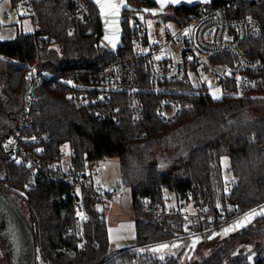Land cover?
I'll list each match as a JSON object with an SVG mask.
<instances>
[{
	"label": "trees",
	"instance_id": "16d2710c",
	"mask_svg": "<svg viewBox=\"0 0 264 264\" xmlns=\"http://www.w3.org/2000/svg\"><path fill=\"white\" fill-rule=\"evenodd\" d=\"M11 1L14 6L26 2ZM85 1L92 9L88 24L71 19L65 0L34 3L40 37L55 41L45 44L40 56L31 32L0 40V185L33 228L36 264H264V98L250 92L214 99L206 94V86L180 80L169 85L182 90L177 97L183 110L172 122L158 118V98L150 92L142 93L145 116L137 123L132 121L124 92L114 93L108 102L75 108L67 93L77 87L68 82L50 86L53 76L74 77L77 85L83 84L105 65L129 58L130 20L140 19L135 11L124 12L125 47L114 51L99 42L100 12ZM129 2L145 8L157 4ZM244 6V13L251 12L263 22V31L254 40L255 56L264 58V13L257 15L248 9L252 5ZM166 8L177 14L189 12L185 6ZM35 63L37 75L46 79L31 126V131L44 136L42 162L64 145L74 149L70 162L81 170H95L98 162L117 158L122 186L131 196L136 226L132 246L116 249L110 241L104 208L114 203L100 207L88 196V217L81 221L75 206L78 195L72 194L62 175L47 176L28 188L35 167L4 155L7 139L25 118L31 88L27 73ZM226 166L236 178L231 186L225 179ZM200 196L209 198L210 212L221 208L225 220L218 217L211 223L208 215L189 214L187 205L192 202L195 207ZM145 198L153 201L149 211L143 210ZM169 205L174 206L173 213L166 212ZM79 237L84 238V246H79ZM194 238H199L195 247ZM212 240L216 244L209 246ZM173 242L179 245L172 250L154 249ZM252 253L256 254L253 261Z\"/></svg>",
	"mask_w": 264,
	"mask_h": 264
},
{
	"label": "built area",
	"instance_id": "2783aa9c",
	"mask_svg": "<svg viewBox=\"0 0 264 264\" xmlns=\"http://www.w3.org/2000/svg\"><path fill=\"white\" fill-rule=\"evenodd\" d=\"M36 1L26 0L24 6L33 11L31 33L37 55L40 56L44 45H54L55 41L40 37L39 15L34 6ZM65 1L70 4L69 15L74 22H90L92 9L88 2ZM245 4L252 5L254 8L249 6L248 9L255 11L257 15L264 13V0H217L197 4L189 8L186 14H177L166 8L156 15L159 19L152 28L141 19H133L129 25L132 37V55L129 58L105 65L83 84L77 85L74 77L67 79L63 75H55L50 86H56L60 82L74 84L77 88L67 93V99L75 108L108 102L112 100L114 93L124 92L129 98L134 123L145 116L143 92H150L158 98L156 113L159 119L164 122L175 120L183 110L177 97L182 90L169 85L180 80L194 85L192 75L198 77V86L208 88L216 82L226 94L258 92L264 98V58L255 56L254 40L262 33L263 22L251 12L244 13L247 10ZM167 18L174 20L175 29H171ZM74 30L75 25L70 28V32ZM27 76L31 88L27 96L25 118L7 139L4 155L35 167L32 179L27 183L28 188H34L47 176L62 175L71 186L72 194L78 195L75 206L80 210V220L84 221L88 217V196L95 200L96 205L104 207L115 203L120 195L116 190L106 188L96 170H81L72 164L70 159L76 153L68 145L62 146L50 160L42 162L41 145L44 136L31 131V126L40 98L39 90L46 79L37 75V63L30 66ZM117 122H120L119 118ZM235 183L236 178L233 176L227 180L228 186ZM67 196L64 195L65 198ZM177 201L184 204L180 195L177 196ZM152 205L153 201L145 198L143 210L149 211ZM210 209L209 198H197L196 213L208 215L211 223H215L218 217L225 220L226 215L221 208L218 209L219 212H210ZM166 212L173 213L174 206L169 205ZM78 243L79 246H84V238L79 237Z\"/></svg>",
	"mask_w": 264,
	"mask_h": 264
},
{
	"label": "water",
	"instance_id": "95a60500",
	"mask_svg": "<svg viewBox=\"0 0 264 264\" xmlns=\"http://www.w3.org/2000/svg\"><path fill=\"white\" fill-rule=\"evenodd\" d=\"M99 10L102 31L98 36L104 40L114 51L125 47V32L123 23L125 11L145 12L146 14H161L167 6L194 7L202 2L213 0H181L173 3L172 0H149L155 4V8L135 6L129 0H90ZM101 4L117 5L116 8L105 7L101 11ZM199 238H194L191 245L195 247ZM0 245L6 264H36L37 254L33 237V228L24 213L11 201L0 186ZM179 245L178 242L164 243L154 247L157 252H166ZM166 246V247H165Z\"/></svg>",
	"mask_w": 264,
	"mask_h": 264
},
{
	"label": "rangeland",
	"instance_id": "374dc122",
	"mask_svg": "<svg viewBox=\"0 0 264 264\" xmlns=\"http://www.w3.org/2000/svg\"><path fill=\"white\" fill-rule=\"evenodd\" d=\"M33 11L30 7L24 5L14 6L11 0H0V40H10L16 37L19 32H32L33 22H32ZM136 15L147 23L150 28L152 25L156 23L159 19L155 14H144L142 12H136ZM132 19L130 20V24H132ZM173 19L167 18V22L171 29H175V24L173 23ZM129 24V25H130ZM102 45H107L104 40H100ZM192 81L195 86L199 85V79L196 76L192 75ZM206 94L210 95L214 99H220L226 93L223 91L222 87L218 83H213L205 90ZM225 161H227L225 159ZM225 179H229L232 176V173L228 170V167H225ZM95 170L99 173L100 177L103 179L106 188L116 190L120 195L116 201V206L114 209L113 216H110L108 213L107 220L108 225H118L120 222L124 220H133V209L130 207V191L128 189H124L120 180V171H119V161L117 158H108L98 162L95 165ZM171 201L170 204L175 203V195L173 193H169ZM115 205V204H113ZM105 207L104 209L108 212V209L112 207ZM187 209L190 211H195V207L193 203H189L187 205ZM135 242V239L128 240L126 242H115L111 241L112 245L116 249L128 248L132 246ZM216 244V240H212L209 242V246H213ZM171 250V249H170ZM256 258V254L252 253L250 255V259L253 261ZM4 255L2 252V248L0 245V262L4 261Z\"/></svg>",
	"mask_w": 264,
	"mask_h": 264
},
{
	"label": "crops",
	"instance_id": "0c3cea01",
	"mask_svg": "<svg viewBox=\"0 0 264 264\" xmlns=\"http://www.w3.org/2000/svg\"><path fill=\"white\" fill-rule=\"evenodd\" d=\"M109 189V188H107ZM110 190H113V189H110ZM115 205H113L112 207H110L108 209V212L106 211V215H110V216H113L112 214L115 212L114 209L116 206V203H114ZM187 212L189 214H193L194 211H190V210H187ZM108 213V214H107ZM108 233H109V238H110V241H115V242H126L128 240H131V239H135L136 237V226H135V222L134 220H124L122 222H120L118 225H111L109 226L108 225Z\"/></svg>",
	"mask_w": 264,
	"mask_h": 264
},
{
	"label": "snow or ice",
	"instance_id": "6c2138e0",
	"mask_svg": "<svg viewBox=\"0 0 264 264\" xmlns=\"http://www.w3.org/2000/svg\"><path fill=\"white\" fill-rule=\"evenodd\" d=\"M97 2H99V0H97ZM172 2L173 3H180L181 2V0H172ZM189 2H190V0H189ZM109 7V8H116L117 7V5H114V4H108V5H104V4H101V11L103 12L104 11V8L105 7ZM158 59H159V57H157ZM166 247V246H165Z\"/></svg>",
	"mask_w": 264,
	"mask_h": 264
},
{
	"label": "flooded vegetation",
	"instance_id": "af4514ba",
	"mask_svg": "<svg viewBox=\"0 0 264 264\" xmlns=\"http://www.w3.org/2000/svg\"><path fill=\"white\" fill-rule=\"evenodd\" d=\"M133 5H134V4H133ZM165 9H166V8H165ZM165 9H164V10H165Z\"/></svg>",
	"mask_w": 264,
	"mask_h": 264
}]
</instances>
